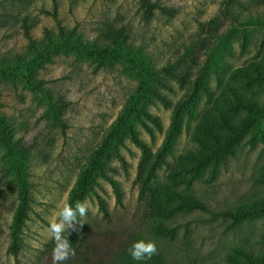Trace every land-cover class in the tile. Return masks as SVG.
Segmentation results:
<instances>
[{"label":"rangeland","instance_id":"374dc122","mask_svg":"<svg viewBox=\"0 0 264 264\" xmlns=\"http://www.w3.org/2000/svg\"><path fill=\"white\" fill-rule=\"evenodd\" d=\"M150 1L148 11L141 0H0V264H53L54 213L78 201L86 214L68 230L71 244L88 230L124 229L112 243L128 259L146 232L165 264H264V210L237 223L222 216L264 203V0ZM228 4L233 22L221 13ZM209 20L217 38L189 41ZM55 34L70 48L47 46ZM97 37L115 39L95 47ZM181 57L182 82L166 75ZM158 79L170 100L159 99ZM184 100L152 182L207 211L174 208L144 225L152 209L138 200L139 144L154 157ZM238 101L256 102L261 115ZM85 179L93 192L80 191ZM64 264L83 263L74 255ZM141 264L162 262L156 253Z\"/></svg>","mask_w":264,"mask_h":264},{"label":"trees","instance_id":"16d2710c","mask_svg":"<svg viewBox=\"0 0 264 264\" xmlns=\"http://www.w3.org/2000/svg\"><path fill=\"white\" fill-rule=\"evenodd\" d=\"M142 5L146 7V10L149 11V6L152 5L150 0H141ZM226 6V5H225ZM158 9H161V7H158ZM227 22L234 21L235 18L238 17V11L235 10L232 5L228 4L224 9H222L221 12ZM213 23L215 24V21L209 20L202 22L198 25V30L195 31L191 36L189 41H200L202 39L201 37H209V38H217L218 36V30L213 26ZM232 25V23L230 24ZM216 34V36H215ZM115 37H112L111 39H103V38H95L90 41V44L95 47H106L107 42H113ZM88 40V39H85ZM59 43V49L64 50L70 47L63 46L64 40L62 35L56 34L53 36V38L48 37L46 39L47 46H54L57 47ZM69 45V44H68ZM182 60V61H181ZM184 60H188L187 58L183 59V57L179 58L180 62L174 63L172 67H175V71H166L167 74L170 77L178 79L180 82L183 81V78L185 76V62ZM147 65H149L150 68L153 70H159L162 72L163 69L168 68V64L161 67V69H158L159 66L156 64L152 65L149 61L146 62ZM200 64L197 65V75L201 76V69ZM165 67V68H164ZM257 76L261 75L258 70L255 71ZM156 86H158L156 93L159 97V99L167 101L170 100L168 96L164 95L161 91H171V87H169V84L164 79H158L155 81ZM195 87V84H194ZM160 90V91H159ZM48 103H51L49 98H47ZM170 102V101H168ZM237 107L241 108H248V112H253V114L257 117L261 115V112L259 111V108L254 101L250 102H237ZM189 108V104L186 105L185 100L182 102H179L177 104H174L173 112L171 113L170 117V124L168 128L166 129L164 133V139L154 155V157L149 158L150 151L147 149L146 146L143 144H139V148L142 152V158L140 160L139 166H138V180H139V193H138V200L143 202L142 205L147 209H152V213L150 215L144 214L143 217V224L149 225V220L151 218H160L166 220L168 217L172 216V211L174 208L186 210V211H193V210H201V211H207V205L205 203H202L200 200H197L191 196H185L178 192H174L165 186H160V184H157L155 182H152V180L155 178V171L157 169L158 163H163L164 156L168 154L169 148L171 147L173 143V139L175 138L179 127H180V119L183 112L187 111ZM143 116L145 119L152 122L154 125H157L156 117L152 115L151 113H148L144 111ZM147 163V166L145 164ZM145 170V173L143 174ZM85 181V182H84ZM81 185V189L85 190L86 188L89 190V192H93V189L91 185L86 184L87 179H85ZM97 201L102 205V199L97 197ZM22 200V198H21ZM102 210V207H101ZM264 210V203H254L250 205L249 207L242 208L240 211H236L235 213H223L222 216L227 217L232 220L233 223H237L241 219L248 218L253 214H256V212ZM103 214L105 219H110V214L107 211L103 210ZM158 231L162 234L164 233H170V239H173L175 235L174 229H168L166 227H158ZM131 232V231H130ZM123 234L129 233L128 231L122 230ZM117 230L114 228H103L99 231L89 232V230L86 232L85 235H82L81 237L77 238L75 241L71 240L72 242V248L75 251V257L80 260L83 264H141V262L134 261L132 259H128L125 255V249L126 246L122 244H118L116 247L113 246V240L115 238H119L121 235ZM119 235V236H118ZM140 235V236H139ZM137 236L143 238L145 241H150L148 236H146V232L137 234ZM140 238V240H141ZM158 247V246H157ZM160 249V248H159ZM237 250V249H236ZM161 252V253H160ZM160 252L158 251L157 254L160 258V261L162 264L166 263V258L163 255V252L160 249ZM91 259H89V257ZM167 256V255H166ZM229 257V256H228ZM83 258V259H82ZM233 259V258H232ZM230 257V261L232 260ZM85 261V262H84ZM88 262V263H87ZM246 264H259L253 262V260L246 258Z\"/></svg>","mask_w":264,"mask_h":264},{"label":"clouds","instance_id":"9594fccd","mask_svg":"<svg viewBox=\"0 0 264 264\" xmlns=\"http://www.w3.org/2000/svg\"><path fill=\"white\" fill-rule=\"evenodd\" d=\"M86 214L84 202H76L75 207L69 203H62L55 211V219L50 224L49 231L55 242L52 252L53 264H64L70 257L75 255V251L67 237V232L79 222L78 216L82 217ZM157 253V246L153 241H145L143 239L136 240L131 243L128 248V254L131 259L137 262H145L150 260Z\"/></svg>","mask_w":264,"mask_h":264}]
</instances>
